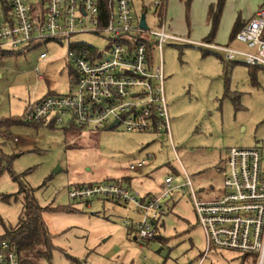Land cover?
<instances>
[{
  "label": "rangeland",
  "instance_id": "rangeland-1",
  "mask_svg": "<svg viewBox=\"0 0 264 264\" xmlns=\"http://www.w3.org/2000/svg\"><path fill=\"white\" fill-rule=\"evenodd\" d=\"M156 1L133 0L137 16L145 14L151 29L160 21ZM165 1L164 19L179 35L208 39V12L211 6L218 12V0ZM260 4L226 0L212 42L229 43L236 21H248ZM74 38L101 51L109 45L106 37L89 33ZM232 45L246 48L235 41ZM43 51L48 52L45 60L39 58ZM154 56L158 59L159 50ZM163 58L171 137L166 132H131L121 124L111 129L32 124L23 118L33 101L70 89L73 65L66 41L35 40L21 52L0 55V122L23 119L0 126V235L5 224L18 223L25 196L19 191L25 185L44 208L43 220L55 245L51 264H143L144 258L152 264L199 262L206 236L188 187L186 193L181 188L161 199L167 211L157 222L156 234L164 241L135 239L125 225L138 217L131 204L94 198L88 206L69 197L72 186L128 175L134 178L133 192L143 195L149 190L160 196L166 177L181 185L188 176L199 200H214L226 190V148L257 145L264 154V66H253L252 76L245 63H230L214 52L177 42L164 45ZM227 88L230 97L225 96ZM143 158V168L130 169ZM66 205L77 210L51 208ZM211 248L202 264H257L256 255Z\"/></svg>",
  "mask_w": 264,
  "mask_h": 264
},
{
  "label": "built area",
  "instance_id": "built-area-1",
  "mask_svg": "<svg viewBox=\"0 0 264 264\" xmlns=\"http://www.w3.org/2000/svg\"><path fill=\"white\" fill-rule=\"evenodd\" d=\"M260 1L254 16L227 45L184 38L168 31L164 18L155 29L148 24L143 27L133 0H0V47L16 51L35 40L66 41L67 59L73 65L70 89L33 101L25 114L28 122L86 129L119 120L131 132H166L171 137L164 45L191 43L219 52L230 63L264 66V0ZM82 33L106 37L107 49L101 51L95 44L74 38ZM234 41L246 48L233 46ZM47 57L48 52L40 53L41 60ZM227 154L226 190L214 200H199L188 176L181 185L172 176L166 177L160 196L139 197L129 186L107 180L72 186L69 197L88 206L94 198L133 205L138 217L125 225L135 239L145 240L155 236L156 221L167 211L161 199L181 188L186 193L188 187L206 236V251L197 264L204 262L211 247L256 255L257 264H264V154L257 145L232 146ZM146 162L143 158L130 169L143 168ZM142 263L152 264L147 258ZM0 264H21L15 242H0Z\"/></svg>",
  "mask_w": 264,
  "mask_h": 264
},
{
  "label": "trees",
  "instance_id": "trees-1",
  "mask_svg": "<svg viewBox=\"0 0 264 264\" xmlns=\"http://www.w3.org/2000/svg\"><path fill=\"white\" fill-rule=\"evenodd\" d=\"M189 1H192V0H189ZM225 2L226 0H218L217 6L219 7V9L217 13L215 12L214 7L211 6L209 9L208 14H209V20L211 22V27H210L211 32L208 36V39H206L208 41L212 42L213 39L217 35L218 26L220 23L219 15L222 12ZM165 11H166V1L159 0L158 5H156V14L158 12V16H160V20H162L164 16H166ZM243 24L244 23H242L240 19L236 21L233 27L234 30H233L230 41H232L236 33L241 30V27ZM22 50L23 49L16 50V51L3 50L0 47V55H5V53L21 52ZM235 63H245V62L235 61ZM249 66H251L250 75L253 76V74L255 73L253 66L255 65H249ZM230 94H231V91H229V89L227 88L225 96L230 97ZM235 98H238V97H235ZM23 119L26 120L25 117ZM23 119H21L20 117H14L8 120H4L0 122V126H2L5 123V124H8V127H9L12 124H18L19 122H22ZM33 123L43 124L40 122H33ZM49 125H52V124H49ZM72 127H77V126L73 125ZM0 174H1V171H0ZM131 179H132L131 176H127V177L122 178L121 180H118V182L128 186ZM88 184L90 185L92 183H88ZM19 192L25 193V196L23 199L24 209L22 213L20 214L18 223L16 225H12V224L6 225L4 222L5 224L4 232L2 235H0V242L5 241V240H10L17 244L18 253H20L21 264H51L52 259H53V249L55 248V245L53 244V236L49 233L47 225L45 221L43 220L42 214H43L44 208L38 204L34 196L33 189L29 190L28 188H26L25 185H23L20 187ZM51 208H53L54 210H69V211L77 210L76 208H74L73 205H66V206H61V207H51ZM157 222L158 221H156V226H155V236L152 239L160 238L162 241H164L165 238H163L162 236L159 237L157 236L158 234H156ZM130 230L132 231V229Z\"/></svg>",
  "mask_w": 264,
  "mask_h": 264
},
{
  "label": "crops",
  "instance_id": "crops-1",
  "mask_svg": "<svg viewBox=\"0 0 264 264\" xmlns=\"http://www.w3.org/2000/svg\"><path fill=\"white\" fill-rule=\"evenodd\" d=\"M167 18V17H166ZM244 23V22H243ZM167 27H168V29L169 30H173L175 33H178L176 30H174L173 28H172V26H171V23H170V21L167 19ZM179 34V33H178ZM183 35V34H182ZM181 35V36H182ZM182 37H184V36H182ZM185 38V37H184ZM187 38H189V39H191L190 37H187ZM216 38H217V36H216ZM192 41H196V42H200V41H197V40H194V39H191ZM230 42V41H229ZM214 43H216V42H214ZM216 44H222V43H216ZM227 45H228V42L226 43ZM179 45V44H178ZM188 45H191V46H197V45H194V44H191V43H188ZM200 48V47H199ZM202 49V48H201ZM203 49H205V48H203ZM205 50H207V51H209V52H214V53H216L217 55H219L221 58H222V56H221V54L218 52H215V51H212V50H209V49H205ZM237 62H242V61H237ZM166 93H167V95L169 94L168 93V91H166ZM170 95V94H169ZM73 126V125H72ZM253 146V145H252ZM229 148V147H228ZM228 148H226V149H228ZM129 176V175H128ZM133 180H134V178H132L131 179V181H130V183L128 184V186L130 187V188H132V182H133ZM91 183H95V182H91ZM133 192V191H132ZM134 194H136L137 196H139V197H144V196H146V195H154V194H151V192L149 191V190H147V191H145L144 192V194L143 195H140V193H138V192H133Z\"/></svg>",
  "mask_w": 264,
  "mask_h": 264
},
{
  "label": "water",
  "instance_id": "water-1",
  "mask_svg": "<svg viewBox=\"0 0 264 264\" xmlns=\"http://www.w3.org/2000/svg\"><path fill=\"white\" fill-rule=\"evenodd\" d=\"M141 25H142L143 27H147V21H146V16H145V14H143L142 17H141ZM117 124H119V120H115V121H113V122L109 125L108 129L114 128L115 126H117ZM158 252H161V249H159Z\"/></svg>",
  "mask_w": 264,
  "mask_h": 264
}]
</instances>
